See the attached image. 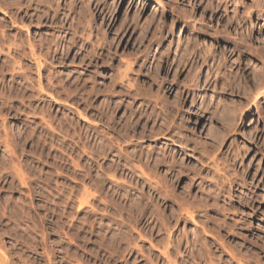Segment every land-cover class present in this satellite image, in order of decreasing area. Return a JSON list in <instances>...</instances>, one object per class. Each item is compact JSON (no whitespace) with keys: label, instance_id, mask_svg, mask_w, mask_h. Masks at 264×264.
I'll return each instance as SVG.
<instances>
[{"label":"clouds","instance_id":"9594fccd","mask_svg":"<svg viewBox=\"0 0 264 264\" xmlns=\"http://www.w3.org/2000/svg\"><path fill=\"white\" fill-rule=\"evenodd\" d=\"M0 264H264V0H0Z\"/></svg>","mask_w":264,"mask_h":264}]
</instances>
